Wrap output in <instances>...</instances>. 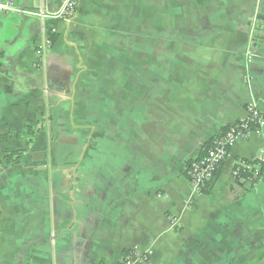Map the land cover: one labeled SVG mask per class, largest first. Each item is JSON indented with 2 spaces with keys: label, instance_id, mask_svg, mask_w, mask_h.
<instances>
[{
  "label": "crops",
  "instance_id": "obj_1",
  "mask_svg": "<svg viewBox=\"0 0 264 264\" xmlns=\"http://www.w3.org/2000/svg\"><path fill=\"white\" fill-rule=\"evenodd\" d=\"M63 1L0 15V264H117L132 247L144 264H264V176H232L264 159V128L205 193L186 176L248 105L264 117V0H78L45 21L57 38L38 57V14Z\"/></svg>",
  "mask_w": 264,
  "mask_h": 264
},
{
  "label": "built area",
  "instance_id": "obj_2",
  "mask_svg": "<svg viewBox=\"0 0 264 264\" xmlns=\"http://www.w3.org/2000/svg\"><path fill=\"white\" fill-rule=\"evenodd\" d=\"M16 0H0V15L14 11ZM78 0H64L58 10L38 15L44 19L41 25L40 41L36 46V55L41 57L44 52L51 47L49 33H55L45 21H60L70 19L77 8ZM247 116L228 127V129L214 142L212 148L208 149L205 155L191 161L186 166V176L190 188L194 194H201L209 184L215 179L216 172L220 169L223 162L229 156L230 150L240 140H247L252 134H261L264 128V117L254 105L246 107ZM260 161L263 158H258ZM240 167L245 171L253 170L250 179L242 178L239 175ZM258 166L251 167L242 161H237L233 167L232 176L238 182H246L251 186L258 183L261 176L258 174ZM252 180H254L252 182ZM253 183V184H252ZM160 197V196H158ZM178 226L175 218H170V227ZM151 256V250H141L138 247H132L121 256L119 264H144L147 263Z\"/></svg>",
  "mask_w": 264,
  "mask_h": 264
},
{
  "label": "trees",
  "instance_id": "obj_3",
  "mask_svg": "<svg viewBox=\"0 0 264 264\" xmlns=\"http://www.w3.org/2000/svg\"><path fill=\"white\" fill-rule=\"evenodd\" d=\"M49 38H50V40H51V44L53 45L54 42H55V40H56V38H57V36H56L55 33H49ZM52 45H51V46H52ZM228 127H229V126H228ZM228 127H225V128L223 129V132H225V131L228 129ZM28 133H29L30 135H33V134H34V132L31 131L30 129H28ZM222 134H223V133H222ZM220 136H221V135H220ZM220 136H219V137H220ZM219 137H217V138L215 139V141H216ZM215 141H214V140H210V141H208V142L202 147L201 155H200L198 158L193 159V160H190L189 162H187V165H186V166H188V164H189L191 161L198 160V159L202 158V157L205 155L206 151H207L208 149H210V148L213 147ZM31 142H32V140L28 141L29 144H30ZM23 154H24V151H19V150H18V151H8V150H4V151H3V158H2V160H3L4 164H6V165H10V164L16 165V164H18V163L20 162V160L22 159ZM241 161H242L244 164H246V165H250L251 167L258 166V171H259L258 174L261 176V178L264 176V159H263L262 161H260L259 159H254V160H241ZM219 170H220V169H219ZM219 170L216 172V176H215L216 178L218 177ZM252 174H253V170H251V171H245V170H243L242 167H240L239 175H240L242 178L250 179L251 176H252ZM253 181H254V180H252V182H253ZM252 184H253V183H252ZM205 192H206V189L202 191V193H205ZM125 253H126V251H124V252L122 253V255H124ZM122 255H121V256H122ZM117 264H119V262H118Z\"/></svg>",
  "mask_w": 264,
  "mask_h": 264
}]
</instances>
